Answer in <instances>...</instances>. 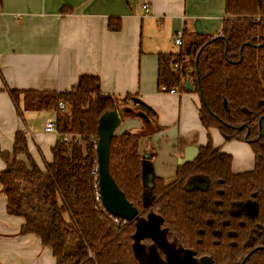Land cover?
<instances>
[{
    "label": "trees",
    "instance_id": "1",
    "mask_svg": "<svg viewBox=\"0 0 264 264\" xmlns=\"http://www.w3.org/2000/svg\"><path fill=\"white\" fill-rule=\"evenodd\" d=\"M118 22L110 19V28L118 30ZM187 81L203 94V126L218 128L226 140L250 144L252 170L234 172L232 155L214 146L209 135L197 156L182 161L174 182L166 184L140 149L142 137L160 130L157 114L142 102L124 112L132 96L103 92L97 75H81L69 92L12 90L25 110L55 112L61 135L51 148L52 161L42 168L30 152L27 131L18 130L12 152L2 153L7 165L0 175L8 213L25 218L21 232L38 235L57 264H147L134 248L138 220L110 215L98 199L101 120L118 109L126 117L141 111L156 124L154 131L135 128L110 138V173L140 213L157 216L168 240L211 264H241L248 254L244 264H264V0H226L219 33L184 31L178 53L159 55L160 86L189 92ZM61 100L66 111L59 108ZM195 174L208 178L206 188L187 187ZM251 203L254 214L235 209Z\"/></svg>",
    "mask_w": 264,
    "mask_h": 264
},
{
    "label": "crops",
    "instance_id": "2",
    "mask_svg": "<svg viewBox=\"0 0 264 264\" xmlns=\"http://www.w3.org/2000/svg\"><path fill=\"white\" fill-rule=\"evenodd\" d=\"M225 15L226 0H4L0 175L7 165L2 153L12 152L18 130L27 131L30 152L42 168L52 161L51 148L61 137L58 131L46 130V120L39 121L35 110L16 104L12 90L69 92L84 74L99 76L103 92L120 98L131 95L157 114L160 130L142 137L140 149L166 184L174 182L178 164L197 156L209 135L214 146L232 155L234 172L252 170L255 154L250 144L226 140L218 128L203 126L199 92L162 91L158 83L159 55L180 50L174 43L176 32L197 33L199 19L206 32L219 33ZM110 19L119 21L118 30L110 28ZM43 111L55 118V112ZM113 118L114 134L143 128L139 118H121L118 113ZM19 159L25 160V155ZM24 223L23 216L8 213L0 182V264H57L52 248L38 235L21 232Z\"/></svg>",
    "mask_w": 264,
    "mask_h": 264
},
{
    "label": "water",
    "instance_id": "3",
    "mask_svg": "<svg viewBox=\"0 0 264 264\" xmlns=\"http://www.w3.org/2000/svg\"><path fill=\"white\" fill-rule=\"evenodd\" d=\"M195 28L198 34L206 33L199 19H197L195 22ZM198 81H200L199 77ZM186 86L190 90L193 89V85H191L189 81L186 82ZM199 93L203 99L201 90H199ZM133 101L139 102V99L134 98ZM131 110L132 109L124 108V112H130ZM117 113L121 118H126L123 114V110L118 109ZM117 113L112 114L115 115ZM135 115V118H142L146 123L150 122L149 117L141 111L135 112ZM112 133L113 132H110L108 129H101L96 146L98 155V182L101 202L105 210L108 211V213L112 216L132 221L139 217V209L126 198L125 193L119 188L109 169V147ZM245 138H247V135ZM152 177L153 174H149L148 178L151 179ZM150 184L152 185V183ZM148 222L150 223V221ZM148 222L142 221L138 224L136 237H141L145 231L146 234L150 230V224ZM248 255L243 259L241 264H244Z\"/></svg>",
    "mask_w": 264,
    "mask_h": 264
},
{
    "label": "rangeland",
    "instance_id": "4",
    "mask_svg": "<svg viewBox=\"0 0 264 264\" xmlns=\"http://www.w3.org/2000/svg\"><path fill=\"white\" fill-rule=\"evenodd\" d=\"M137 104H138V102H136V101H129L128 102V107H126V108H128V109H132L133 111H135L136 109H137ZM24 109V108H23ZM25 110V109H24ZM26 111H24V113H25ZM32 113H36L37 115H38V120L39 121H41V120H43V122H45V120H46V123L48 122V120L50 119V118H52V117H48L47 118V115H48V113H47V111H43V110H41V111H32ZM113 115L114 114H112V113H109V114H107V115H105L103 118H102V120H101V126L102 127H105V128H109V130L111 131V132H113L115 129H114V124H115V122H114V118H113ZM115 116V115H114ZM47 118V119H46ZM56 118V117H55ZM139 120L141 121V123L143 124V128H146L144 131H142V132H146L147 130H149V131H154L155 129H156V124H155V122H149V123H146L142 118L140 119L139 118ZM42 122V121H41ZM45 123V124H46ZM145 136H147V135H145ZM238 140V139H237ZM241 141H243V140H241ZM245 143H246V145H248L249 143L247 142V141H245ZM179 165V164H178ZM176 170H177V168H176ZM175 177H176V174H175ZM207 185H208V178L206 177V176H204V175H193V176H191L189 179H188V181H187V187L188 188H206L207 187ZM248 205H252V204H248ZM238 206V208L236 209L238 212L239 211H244L246 214H253V212H254V208H252L250 211H247L245 208H246V206L245 205H240V204H238L237 205ZM244 209V210H243ZM152 215H154V214H152ZM148 218V217H147ZM148 220L150 221V225H151V235L153 236V237H155L156 238V240H160V236H161V232H160V221H159V219H158V217L157 216H149V218H148ZM146 232V231H145ZM145 232L143 233V235L141 236V237H144V235H146L145 234ZM141 238L138 236L137 237V243L135 244V246H134V248H135V251L138 253L137 255H138V258L140 259L141 258V256H140V254H144V253H142V252H147L146 253V255L147 254H149L150 255V257H152L151 258V260H149V262H150V264H161V261H160V258H159V256H158V254L157 253H155V247H156V245H154V244H156V243H154V244H151L150 246H148V249H147V251H145L144 250V244L142 245V241L140 240ZM168 241V240H167ZM167 249H169V247L167 248ZM172 251H174V252H176L177 250H175V249H169L168 250V260H169V262H172V260H171V253L172 254H175L174 252H172ZM179 251H177V256L179 257V264H192L193 262H194V259H193V257L188 253V252H182V253H180ZM170 255V256H169ZM158 257V258H157ZM142 260H143V258H141ZM173 264H175V263H173Z\"/></svg>",
    "mask_w": 264,
    "mask_h": 264
},
{
    "label": "flooded vegetation",
    "instance_id": "5",
    "mask_svg": "<svg viewBox=\"0 0 264 264\" xmlns=\"http://www.w3.org/2000/svg\"><path fill=\"white\" fill-rule=\"evenodd\" d=\"M253 205H254L253 206V208H254L253 214H254L255 213V210H256V206H255L254 203H253ZM237 208H238V206H236L235 209H237ZM149 216H155V215H152V214L144 215L143 213H140V211H139V217L136 220H138V223H140L142 221L148 222L149 221L148 220ZM160 232H161L160 233L161 234L160 240L159 239L156 240V238L153 237L150 234L151 233V225H150V230L146 233V235H144V237H140L141 238L140 240L143 242L142 245L144 244V247H145L144 250L145 251H147L148 246H150L151 244L156 243V244H154V245H156V247H155V253L158 254V256L160 258V261H161V264H173V263L179 264L178 263L179 262V257L177 256V251H179L180 253H182V252H188L193 257V259H194V262L192 264H211L212 263V261H211L210 258H208V257H199V258H197V257H195L193 255V253L191 251L184 250V249L180 248L177 244H174L172 241L168 240L166 238V236H165L162 228H160ZM149 239H151L152 243L149 241ZM168 247H169V249H175V250H177L176 252L172 251L175 254H172V253L170 254L171 255L170 258H171L172 262H169V260H168V250H169V249H167ZM142 253H144V254H140V256H141V258H143V260L141 258H140V260L143 261V262H146L147 264H150L149 260H151L152 257H150L149 254L146 255L147 252H142ZM137 254L138 253L136 252V255ZM137 257H138V255H137Z\"/></svg>",
    "mask_w": 264,
    "mask_h": 264
},
{
    "label": "built area",
    "instance_id": "6",
    "mask_svg": "<svg viewBox=\"0 0 264 264\" xmlns=\"http://www.w3.org/2000/svg\"><path fill=\"white\" fill-rule=\"evenodd\" d=\"M143 8H144L145 11L149 12V7H148L147 4H144ZM183 37H184V30L183 29L178 30L176 32L175 37H174V43H175L176 46H181L182 45ZM174 67L177 68L178 64L175 63ZM160 88H161L162 91L177 92V89H175V88H167L165 85H162ZM59 108H60L61 111H66L67 110V104L64 101L61 100V101H59ZM46 130L47 131H57L55 118H50L48 120V122L46 123ZM63 137H64L65 140H70L72 136L70 134H65ZM97 171H98V168H97ZM98 187H99V182H98ZM98 199L101 200L100 192L98 193Z\"/></svg>",
    "mask_w": 264,
    "mask_h": 264
}]
</instances>
